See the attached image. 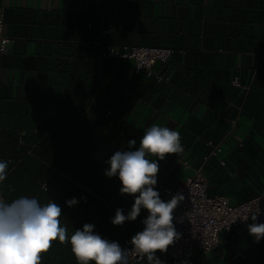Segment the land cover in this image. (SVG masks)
Listing matches in <instances>:
<instances>
[{
    "label": "crops",
    "instance_id": "1",
    "mask_svg": "<svg viewBox=\"0 0 264 264\" xmlns=\"http://www.w3.org/2000/svg\"><path fill=\"white\" fill-rule=\"evenodd\" d=\"M0 8L9 40L0 59L6 202L53 201L69 238L93 224L122 247L144 229L148 212L112 223L118 208L128 214L134 197L120 192L118 176L105 174L107 161L138 149L152 125L177 131L183 147L157 161L161 198L196 169L209 197L231 206L264 198V0H0ZM123 45L173 50L151 69L162 80L136 72L131 60L100 56ZM235 76L239 87L231 85ZM233 120L240 143L229 136ZM73 198L78 203L69 207ZM253 223L222 232L207 255H155L162 264H228L258 241ZM143 261L155 264L147 255ZM40 264L78 261L70 242L55 240Z\"/></svg>",
    "mask_w": 264,
    "mask_h": 264
},
{
    "label": "clouds",
    "instance_id": "2",
    "mask_svg": "<svg viewBox=\"0 0 264 264\" xmlns=\"http://www.w3.org/2000/svg\"><path fill=\"white\" fill-rule=\"evenodd\" d=\"M128 143L131 148L136 141ZM182 151L177 131L152 125L144 132L138 149L116 151L107 161L109 168L105 174L118 176L120 192L134 197L128 214L118 208L112 223L118 226L125 221H135L141 209H145L148 215L142 221L144 229L131 238V244L155 264H162L155 254L166 252L180 238L173 213L183 199L180 194L167 202L161 199L154 188L160 171L157 161ZM147 155H155L158 159L149 160ZM7 168L8 162L0 161V182L5 180ZM66 203L71 207L78 201L73 198ZM61 214L62 208L53 201L41 205L35 197L22 196L9 203L0 197V264H40L41 253H46L55 240L62 244L70 242L78 264H89V261L95 264H128V250L118 242L95 233L93 224L76 229L69 238L66 228L61 226ZM249 231L257 240L264 238V223L249 225Z\"/></svg>",
    "mask_w": 264,
    "mask_h": 264
},
{
    "label": "built area",
    "instance_id": "3",
    "mask_svg": "<svg viewBox=\"0 0 264 264\" xmlns=\"http://www.w3.org/2000/svg\"><path fill=\"white\" fill-rule=\"evenodd\" d=\"M91 2V1H90ZM9 40L4 36V23L2 9L0 8V59L6 53ZM173 50L148 46H107L100 55L112 60H131L136 72H145L152 76V67L155 63H165L173 54ZM158 81L162 78L153 75ZM233 87H239L238 77L231 81ZM110 116V112H108ZM236 121L230 122L229 136L241 142L237 135ZM211 146V143H208ZM218 151V146H213L211 155ZM188 168L187 163H183ZM1 184V182H0ZM162 200L169 201L174 195L180 194L183 199L174 210V225L180 233V238L169 246L166 253L177 261L192 257L197 252L210 254L219 243L222 232L229 231L232 227H241L249 222L264 223V198L256 197L246 203L231 206L220 197L207 195V181L201 169L191 171V174L176 189H162ZM1 197V194H0ZM256 216L254 220L253 217ZM122 248L128 250V264H145L144 255L138 253L130 241H124Z\"/></svg>",
    "mask_w": 264,
    "mask_h": 264
},
{
    "label": "water",
    "instance_id": "4",
    "mask_svg": "<svg viewBox=\"0 0 264 264\" xmlns=\"http://www.w3.org/2000/svg\"><path fill=\"white\" fill-rule=\"evenodd\" d=\"M228 264H264V238L235 255Z\"/></svg>",
    "mask_w": 264,
    "mask_h": 264
}]
</instances>
